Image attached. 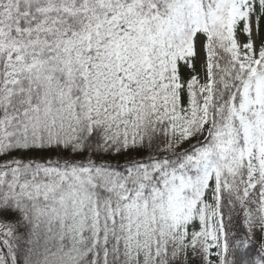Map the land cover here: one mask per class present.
Listing matches in <instances>:
<instances>
[{"label":"snow or ice","instance_id":"6c2138e0","mask_svg":"<svg viewBox=\"0 0 264 264\" xmlns=\"http://www.w3.org/2000/svg\"><path fill=\"white\" fill-rule=\"evenodd\" d=\"M0 264H264V0H0Z\"/></svg>","mask_w":264,"mask_h":264},{"label":"rangeland","instance_id":"374dc122","mask_svg":"<svg viewBox=\"0 0 264 264\" xmlns=\"http://www.w3.org/2000/svg\"><path fill=\"white\" fill-rule=\"evenodd\" d=\"M241 40H243V37L242 36H241ZM201 63H202V61H200V62L197 63V70H198V72L201 70Z\"/></svg>","mask_w":264,"mask_h":264},{"label":"trees","instance_id":"16d2710c","mask_svg":"<svg viewBox=\"0 0 264 264\" xmlns=\"http://www.w3.org/2000/svg\"><path fill=\"white\" fill-rule=\"evenodd\" d=\"M198 71V70H197ZM235 222V221H234Z\"/></svg>","mask_w":264,"mask_h":264}]
</instances>
